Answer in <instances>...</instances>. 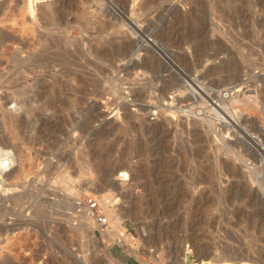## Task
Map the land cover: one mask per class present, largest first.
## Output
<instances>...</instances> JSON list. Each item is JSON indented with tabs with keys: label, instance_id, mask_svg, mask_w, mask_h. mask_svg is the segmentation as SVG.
I'll return each mask as SVG.
<instances>
[{
	"label": "rangeland",
	"instance_id": "obj_1",
	"mask_svg": "<svg viewBox=\"0 0 264 264\" xmlns=\"http://www.w3.org/2000/svg\"><path fill=\"white\" fill-rule=\"evenodd\" d=\"M33 2L0 17L75 53L26 70L0 23V261L264 264V0Z\"/></svg>",
	"mask_w": 264,
	"mask_h": 264
},
{
	"label": "bare ground",
	"instance_id": "obj_2",
	"mask_svg": "<svg viewBox=\"0 0 264 264\" xmlns=\"http://www.w3.org/2000/svg\"><path fill=\"white\" fill-rule=\"evenodd\" d=\"M34 0H29V9L33 10V2ZM54 1V0H53ZM52 2V1H51ZM57 2V1H56ZM38 5V3H37ZM51 5V8H52V3L50 4ZM49 6V5H47ZM44 7V6H43ZM55 6L52 8L54 9ZM3 9V8H2ZM26 9V8H25ZM24 8H22L19 12H13V8L12 10H6L5 12H1L3 15L0 17V23L1 25H3L6 29L8 28L10 30V35H7L6 37L4 36V34L2 36H4V40H11V43L12 44H16V47H14L12 50H11V56H12V59L13 61L19 65V66H26L24 67L25 69L28 68V67H31L34 66H46L47 67V62L48 64H53L51 63L54 59H56L57 57H60L61 56H65L67 55L66 53H68V55H73L75 52L73 51V54L71 53V51L66 47L68 46L67 44L65 45L66 42H64L65 40H63V38H54L53 36L54 35H50L49 33H46V32H43L41 31L39 28V22L36 20V19H31V20H28V17L26 15V10ZM44 9V8H43ZM50 9V7L48 8ZM50 9V11L52 10ZM44 11V10H43ZM46 11V10H45ZM49 11V12H50ZM55 11V9H54ZM53 11V12H54ZM48 12V11H47ZM47 12H45L46 14H48ZM44 14L45 16L42 17L41 16V19L44 18V19H47V20H44L43 24L44 26H47L46 28H49V26L51 25V22L48 20L47 16ZM50 15H53L50 13ZM49 15V16H50ZM48 16V17H49ZM40 18V17H39ZM52 18V17H50ZM54 18V16H53ZM30 19V18H29ZM43 20V19H42ZM88 23L89 20H86ZM41 22V23H42ZM56 23V22H55ZM61 23V22H59ZM90 23V22H89ZM88 23V24H89ZM42 25V24H41ZM84 25V24H83ZM2 26V27H3ZM43 26V25H42ZM43 26V27H44ZM87 26V25H86ZM53 27V26H52ZM52 29V28H50ZM4 33V32H3ZM0 34H2V32L0 31ZM9 34V33H8ZM1 38V36H0ZM3 39V38H2ZM77 39V38H76ZM3 40V41H4ZM69 42V41H68ZM64 43V45H63ZM72 43V42H71ZM70 44V43H69ZM81 44V43H80ZM14 46V45H13ZM101 47V46H100ZM120 48V47H119ZM74 50V49H73ZM77 50V49H76ZM22 52H26V56L23 57V54ZM109 50L108 49H103V51H101L100 53H102L101 56H104L103 54L105 53H108ZM64 54V55H63ZM67 55V56H68ZM100 55V54H99ZM107 55V54H106ZM105 55V56H106ZM100 56V57H101ZM74 57V56H73ZM59 58V59H60ZM66 58V57H65ZM69 58V57H67ZM71 58V57H70ZM69 58V59H70ZM11 59V58H10ZM58 59V58H57ZM56 59V60H57ZM66 60V59H65ZM68 60V59H67ZM71 60V59H70ZM69 60V61H70ZM73 60V59H72ZM64 62V60H62ZM72 62V61H71ZM55 63V62H54ZM43 64V65H42ZM57 64V63H56ZM61 64V63H60ZM66 64V63H65ZM73 64V63H72ZM87 64V62H86ZM18 66V67H19ZM44 66V68H45ZM48 66H51V65H48ZM55 66V65H54ZM79 67V66H78ZM37 68V67H36ZM35 68V69H36ZM39 68V69H40ZM61 68V66H60ZM34 69V68H33ZM77 69V68H76ZM27 70V69H26ZM79 72V71H78ZM14 78V77H13ZM57 78V77H56ZM68 80V79H67ZM22 82V80H21ZM19 86V85H18ZM40 94V93H39ZM35 97V95H34ZM12 120V119H11ZM15 123V122H13ZM12 123V124H13ZM17 125V124H16ZM39 125V124H38ZM25 133V132H24ZM27 133V132H26ZM21 138V137H20ZM24 154V153H23ZM27 157V156H26ZM4 160H7L6 162ZM14 160V153L11 149L9 148H1L0 147V184L5 182V179H7L5 176L7 175H10L12 173V175L15 174V176H19L20 174H22L21 172L24 171V167L23 165L22 166H19L18 169H15L13 170V163ZM25 161V160H24ZM23 162V161H22ZM24 164V162H23ZM13 170V172L11 171ZM125 175L126 178H128L129 176V173L128 171H125V170H119V176H123ZM9 177V176H7ZM13 185V184H11ZM106 197V196H105ZM104 200V203H105V199ZM38 206V205H37ZM106 207V206H105ZM109 208V207H108ZM40 208L39 207H36L35 210H37ZM38 211V210H37ZM108 211V210H107ZM109 214V216L111 217V219H115V220H118V213L117 214H114L112 215L111 213H107ZM1 227V225H0ZM119 228H117V234H118V237L120 239L123 238L124 236V230L119 226ZM4 228V227H3ZM2 228V229H3ZM1 229V230H2ZM6 229V228H5ZM108 229V228H107ZM107 229H104L106 230L105 231V234L108 235V233H111L112 231H109ZM0 230V231H1ZM39 253H36V256H38ZM13 261V260H12ZM11 261V259H7L4 260V262L2 263L0 261V263L2 264H12L13 262Z\"/></svg>",
	"mask_w": 264,
	"mask_h": 264
},
{
	"label": "built area",
	"instance_id": "obj_3",
	"mask_svg": "<svg viewBox=\"0 0 264 264\" xmlns=\"http://www.w3.org/2000/svg\"><path fill=\"white\" fill-rule=\"evenodd\" d=\"M122 178H126L125 175L120 176ZM88 203H89V210L90 211H95V217L97 219V222L99 225L102 227H108L110 218L107 214V210L105 209L104 205L100 202V200L94 196L91 195L88 198Z\"/></svg>",
	"mask_w": 264,
	"mask_h": 264
}]
</instances>
